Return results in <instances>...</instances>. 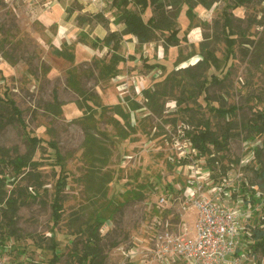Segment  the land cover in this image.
<instances>
[{
	"label": "rangeland",
	"instance_id": "rangeland-1",
	"mask_svg": "<svg viewBox=\"0 0 264 264\" xmlns=\"http://www.w3.org/2000/svg\"><path fill=\"white\" fill-rule=\"evenodd\" d=\"M57 2H61L62 16L57 15ZM229 2L221 0L209 11L196 6L191 27L183 6L177 20L180 36L186 34L195 52L204 34L220 59L219 69L206 70L201 76L214 74L220 81L209 85L206 92L209 100L202 95L179 109L169 99L159 116L151 115L146 109L131 112L133 131L127 138H121L117 129L118 125L125 127V122L109 107L119 103L125 107V96L143 101L142 89L152 87L172 73L178 48L171 46L164 53L161 33L153 42L142 46H138L136 38L125 35L119 52L124 56L134 55L136 59L120 63L116 78L101 80L94 60L104 56L108 59L110 54L107 48H93L90 41L122 29L114 21L118 10L109 4L104 8V20H97L91 18L96 12L77 0H0V48L14 61L11 64L0 50V97L7 96L15 102L22 111L27 130L41 139L33 148L21 126L9 119V110L0 106V178H5L6 197L18 199L13 232L9 233L10 228L2 221L0 235H3V244L10 248L13 262L24 259L29 264H48L55 244L60 256L56 264H79L74 252H80L86 238L79 230L86 229L90 217L109 204V211L104 214L107 218L98 230L102 264H161L150 251L153 236L161 224L165 226L168 222L167 226L176 232L194 234L196 211L180 212L179 203L185 188L193 186V180L199 178L205 182L200 177H204L201 171L207 160L196 158L184 133L193 123L207 120L217 135H229L225 157L212 170L216 178H226L230 190L226 191L231 196H223V201L229 208L239 209L241 215L247 210L251 212L249 220L239 218L244 229L239 234L237 264H264V254L254 253L249 247L251 229L264 214L263 203L249 202V209L244 205V194L246 199L251 191L255 198L264 194L263 189L250 186L251 182L259 183L255 176L260 169L258 159L264 167V136L248 131L256 114L264 113V0H253L229 10L236 43L234 55L226 61L225 43L219 31L215 32L214 20L220 18ZM128 8L139 10L134 0ZM47 13L57 15L53 24L48 25ZM150 15L152 11L147 8L142 18L146 21ZM85 18L89 20L82 23ZM83 33L87 36L84 39ZM64 47L73 53L72 61L54 53V49ZM180 47L184 54L192 50L183 43ZM200 59L198 55L193 56L175 69L194 65ZM143 60L160 63L165 69L148 70ZM70 74L75 75L82 89L93 95L95 104L87 102L92 107L87 115L82 98L68 83ZM54 93L62 103L58 115L46 108L53 101ZM77 101H81L82 109ZM186 105L192 109L191 117L183 111ZM210 106L237 109L234 114L220 117ZM84 128L109 153L103 172L112 180L105 200L94 196L86 181L90 163L84 153ZM51 142L64 158L67 175L66 186L59 195L62 210L57 224L52 220L51 203L59 169ZM257 148L259 157L255 154ZM30 153L33 161L39 162L37 167L29 165L22 172L12 169L11 161ZM179 159L187 163L178 165ZM242 187L244 191L239 192ZM209 189L205 187L203 193L211 196ZM132 191H140L143 198L129 196ZM161 196L166 198V204L159 210L157 201ZM254 209L259 211L257 215Z\"/></svg>",
	"mask_w": 264,
	"mask_h": 264
},
{
	"label": "trees",
	"instance_id": "trees-1",
	"mask_svg": "<svg viewBox=\"0 0 264 264\" xmlns=\"http://www.w3.org/2000/svg\"><path fill=\"white\" fill-rule=\"evenodd\" d=\"M221 0H134L135 4L139 7L138 11L131 10L128 8L131 0H114L113 6H116L118 12L115 16V22L117 24H122L123 28L119 31H110L103 38L95 37L90 41L93 48H107V53L110 54L109 58L104 56L101 59L94 60V67L98 71V77L101 80L116 78L119 75V64L126 63L127 61H134L136 58L134 55L124 56L120 54V49L122 47L123 37L125 35H130L135 37L138 46H142L147 43L153 42L158 33L163 35L162 47L164 53H167L168 48L175 46L178 48V53L174 59L173 65L174 69L171 74L167 75L162 81L154 83L152 87L144 88L141 90L143 101L135 99L133 96H125V107L120 103L109 107L118 117L121 118L125 123V127L118 125V136L121 138H127L130 132L133 131V127L130 124V113L136 112L141 109H146L151 115H161L164 110L165 103L170 99L175 102V104L180 109L182 104H186L188 101L195 102V99L199 96L204 95V99L209 100V96L206 93L210 84H220V81L214 74H210L209 77H201L202 73L206 70L210 71L217 70L220 68V59L216 56L215 48L207 43L206 37L203 36V40L199 42L198 52H195L193 47L194 44L189 43L186 34L180 36L179 28L177 27V20L180 17L182 7L185 6V15L189 19V27L192 26L193 20L196 18L194 9L196 6H201L206 10H210L216 3ZM253 0H230V2L225 5V9L222 10L220 18L214 20L215 32L219 31L225 43L226 53L225 60L227 61L230 57L234 55V45L236 39L234 36V31L232 27V13L229 10H233L237 7L244 6L252 3ZM150 8L152 15L145 21L142 18V14ZM91 18H96L97 20H104L101 14H95ZM89 19H82V23L87 22ZM207 25V24H206ZM199 27V25H195ZM81 37L86 38L87 36L83 33ZM189 46L192 50L184 54L181 44ZM2 56L8 60L11 64L14 63L10 55L6 53L2 48H0ZM54 53L66 60L72 61L74 55L71 51L66 49H54ZM200 56L201 59L198 60L194 65H189L179 69H175L181 63L187 61L193 56ZM140 58H142L140 56ZM143 65L148 70L153 69H165L164 65L160 63L153 62L150 63L147 60H143ZM225 61V62H226ZM204 75V74H203ZM68 83L72 89L82 98L85 104L86 115L91 113L92 107L88 105L87 102L95 104L92 93L82 89L76 80L75 75L70 74L68 77ZM178 92V95H174V92ZM78 106L82 109L84 106L81 101H77ZM0 106L7 108L10 112L9 119L18 123L23 129L28 142L35 148L39 142L40 138L32 135L31 132L27 130L25 121L22 118V111L16 106L15 102L7 96L0 97ZM62 103L59 102L56 93L53 94V101L47 103L46 108L48 111L54 115L61 113ZM107 108V107H106ZM184 113H187L188 117H191L192 109L183 107ZM235 106H230L228 109L216 108L210 106V110H213L215 114L220 117H225L227 114H234L236 111ZM115 121V119H114ZM119 122V121H117ZM84 148L85 155L89 159L90 168L86 174V181L89 183V190L93 191V195L100 199H104L107 196V188L112 180V177L103 172V168L107 164L109 153L106 146L103 143L97 142V138L86 128H84ZM249 132H254L255 134H261L264 136V113L259 112L256 114L255 119L251 121L248 126ZM185 138L188 139L190 148L195 151L196 158H205L207 160L205 169H209L211 172V177L218 181L216 175L213 173V168L219 163V160L224 156L227 150L229 135L220 134L217 135L214 131L210 129L209 122L207 120H200L193 123V127L190 130L185 131ZM50 147L54 150V160L55 165L58 166L59 176L56 181V193L53 196V202L51 203L52 208V220L54 224H57L61 218L62 204L60 199V193L66 186L67 175L65 173V163L64 158L58 151V148L54 142L49 143ZM256 157H259V149L255 150ZM178 165L186 164L185 159H179L176 161ZM1 164V159H0ZM12 169L21 172L26 169L29 165L32 167H37L39 165L38 161H33L32 153L29 156H21L13 161H11ZM258 165L260 166L259 171L255 172V176L258 177L259 183L251 182L250 186H257L259 189L264 190V167L261 161L258 159ZM225 172H223L224 174ZM5 178H0V205L1 206V222L10 228L9 233L13 232L14 219L17 209V198H7L5 189ZM244 187L239 192H243ZM254 191H251L248 199L245 197V203H252L253 205L258 203H263L264 209V194L255 198ZM129 196L137 197L139 199L143 198L140 191H132L128 193ZM249 200V201H248ZM110 203V202H109ZM246 206V205H245ZM109 211V204L100 208L95 215L91 216L85 228L79 230L80 234H85L86 238L82 244L80 252H74L75 259L79 264H102L101 252L98 247L99 233L98 230L103 226L106 216L104 215ZM259 211L253 210L255 215ZM3 235H0L2 237ZM1 244H3V237L0 239ZM54 250V255L48 264H56L59 261V255L55 251V244L52 245ZM249 247L254 253L264 254V214L258 219L255 227L251 229V238ZM15 250V249H14ZM73 254V253H72Z\"/></svg>",
	"mask_w": 264,
	"mask_h": 264
},
{
	"label": "built area",
	"instance_id": "built-area-1",
	"mask_svg": "<svg viewBox=\"0 0 264 264\" xmlns=\"http://www.w3.org/2000/svg\"><path fill=\"white\" fill-rule=\"evenodd\" d=\"M108 1L89 0L90 4L100 8ZM201 172L204 177L200 178L205 182L199 178L193 180V186L185 188L183 199L179 203L180 212L187 209L196 211L193 236L176 232L167 226L168 222L165 226L161 224L153 236L150 251L161 264H237V244L240 231L244 229L239 218L243 216L244 221H247L251 212L247 210L241 215L239 209L229 208L223 201V196H231L227 193L229 189L226 178L215 181L209 169H203ZM205 187L210 188L211 196L203 193ZM164 204L166 198L159 197L157 209L160 210ZM244 205L250 208V203ZM9 249L0 242V264H29L24 259L13 262Z\"/></svg>",
	"mask_w": 264,
	"mask_h": 264
},
{
	"label": "crops",
	"instance_id": "crops-1",
	"mask_svg": "<svg viewBox=\"0 0 264 264\" xmlns=\"http://www.w3.org/2000/svg\"><path fill=\"white\" fill-rule=\"evenodd\" d=\"M82 6L83 5H85V7H87V8H89V9H92V11L93 12H96L95 14H101L102 16H104V14H105V11H104V8L105 7H107L109 4H110V6L111 7H114L115 9H116V6H113V1L114 0H109L108 2H106V4H104V7L103 8H100V7H97L96 5H93V4H90V2H89V0H77ZM61 3V2H60ZM60 3H58L57 2V5H58V9H56V11H57V15H60L61 14V16L63 15L62 13H60V11H59V9L61 10L62 9V7H61V4ZM131 3V2H130ZM47 4H49V3H47ZM84 7V6H83ZM82 7V8H83ZM199 7V6H198ZM117 10V9H116ZM209 11V10H208ZM63 13H64V11H62ZM45 15H47V16H45V19L49 22L48 23V25L49 24H53V18L55 17V16H57V15H55L54 16V14L52 15V14H49V13H47V14H45ZM151 16V15H150ZM149 16V17H150ZM148 17V18H149ZM122 25V24H121ZM122 28H123V25H122ZM113 31V30H112ZM200 34V31H197V35H199ZM199 37V36H198ZM197 36H196V38H198ZM103 38V37H102ZM133 38H135V37H133ZM192 40L193 41H195L196 42V40H195V38L194 37H192ZM163 49V48H162Z\"/></svg>",
	"mask_w": 264,
	"mask_h": 264
}]
</instances>
